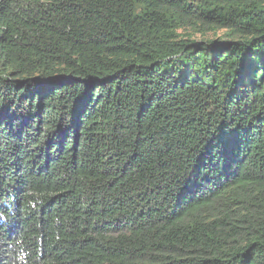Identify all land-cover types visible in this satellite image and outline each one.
Listing matches in <instances>:
<instances>
[{
  "label": "trees",
  "instance_id": "1",
  "mask_svg": "<svg viewBox=\"0 0 264 264\" xmlns=\"http://www.w3.org/2000/svg\"><path fill=\"white\" fill-rule=\"evenodd\" d=\"M0 264H264V0H0Z\"/></svg>",
  "mask_w": 264,
  "mask_h": 264
}]
</instances>
